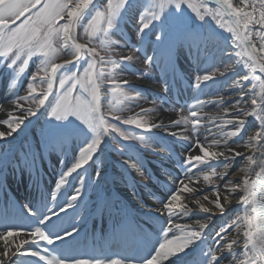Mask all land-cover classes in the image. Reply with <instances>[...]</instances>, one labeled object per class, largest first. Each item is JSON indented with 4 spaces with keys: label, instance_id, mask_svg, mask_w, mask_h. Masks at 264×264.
Returning <instances> with one entry per match:
<instances>
[{
    "label": "snow or ice",
    "instance_id": "6c2138e0",
    "mask_svg": "<svg viewBox=\"0 0 264 264\" xmlns=\"http://www.w3.org/2000/svg\"><path fill=\"white\" fill-rule=\"evenodd\" d=\"M126 24L139 36V47L130 45L131 37L125 39ZM114 35L120 40L113 41ZM113 43L137 51L147 43L153 55H145L146 63L160 67L165 76L176 75L177 52L186 49L203 73L193 81L200 93L224 78L238 96L230 105L224 96L217 101L226 114L231 109V118L214 115L205 122L200 115L205 102L199 99L189 115L167 124L147 119L152 109L122 118L118 113L130 110L125 101L138 100L142 91L119 80L117 69L149 74L135 71L131 55L105 59L100 50H109ZM62 54L71 58L57 62ZM30 62L34 72H27ZM0 74H7L12 96L8 102L18 113L0 119V142L11 145L23 137L16 168L29 173L41 194L31 207L24 206L28 225L14 223L19 216L11 201L0 207V264H264V0H0ZM25 74L28 82L21 95ZM163 85L165 93L172 86L167 79ZM41 115L46 119L40 136L29 139L31 118L39 122ZM180 125L184 131H170ZM123 141H137L155 161L137 158V145ZM241 143L251 154L237 150ZM70 145L74 155L66 164ZM54 153H59L56 164L62 167L54 190L45 192L42 162ZM110 153L135 160L121 163L122 168L135 169L142 177L147 173L151 184L141 186L154 211L133 220L123 204L102 197L94 211L117 219L126 252L89 255L80 248L87 219L80 216L82 197L87 188L105 182ZM237 157H243L245 165L238 169L243 175L233 182L225 177ZM89 168L93 173L86 183ZM70 177L79 187L61 203L58 196L68 190L65 186L71 187ZM216 179L224 183L214 184ZM201 180L212 186V199L202 188L190 186ZM132 187L135 192V183ZM234 200L240 206L235 211ZM233 212L215 230L213 218ZM201 214L191 224L176 222Z\"/></svg>",
    "mask_w": 264,
    "mask_h": 264
},
{
    "label": "bare ground",
    "instance_id": "6f19581e",
    "mask_svg": "<svg viewBox=\"0 0 264 264\" xmlns=\"http://www.w3.org/2000/svg\"><path fill=\"white\" fill-rule=\"evenodd\" d=\"M235 2V0H234ZM81 42V41H80ZM69 59V58H68ZM186 66L188 67V70H181L178 69V72H176V75L174 76L173 74V81H174V86L173 89L170 93H165L163 96L160 95V98H166V104L164 106H168V107H175V106H170V105H179V104H183V105H187L186 110L184 111L185 115L183 116H187L189 115V108H190V102L193 99H196L199 94H203L204 95V99L205 101H211V103H213L214 108L213 109H207L206 111L201 112L200 111V115L205 117V122H208V116H214V115H219L221 116L223 119H229L232 116V111L231 109L229 110V112L226 114L223 111V106L218 105L217 101L219 99V96H217V91L220 90L221 86L225 83L224 82V78H218L220 79L222 82L220 84H217L213 87L208 88L207 90H205L204 93H200L199 90L197 89H193V88H189L188 86V78H189V70L193 69L192 66L197 67V62L195 61L194 58L190 59V56L187 55L186 57ZM182 61V62H181ZM180 63L178 61V63L180 65H183L184 61L181 60ZM63 62V61H62ZM229 76H231V73H229ZM182 79L183 85L179 86L178 85V80ZM1 81V78H0ZM135 84H133V86H136L138 88L141 89L142 92H147L144 94H159L157 91L158 86L157 85H153L152 83L144 80V81H140V80H133ZM209 85L212 84V82H208ZM1 93V91H0ZM19 94L23 95L24 90H22ZM3 104L0 105V110L2 112H0V119H5L7 118L8 114L10 113V110H12V114H18L16 112H14V107L11 106L10 104H6L9 101L8 99H5V96L0 95ZM225 100L226 102L230 105L232 101H234L235 99L238 98V96L233 92V90L231 88L225 90ZM248 97L245 96V100H247ZM11 100V99H10ZM169 101V102H167ZM171 101H173V104L171 103ZM171 103V104H169ZM247 107V105H245ZM9 107V110H6L5 108ZM11 108V109H10ZM178 108V107H175ZM155 119L154 122H158V121H163L164 123H169L172 120L175 119H179L181 116L176 115V114H171L169 112H166L164 109L157 107L155 109ZM207 114V115H205ZM34 123L32 125L29 126V129L26 130L27 133L30 131H33L34 125L36 123L35 118H31ZM249 121L252 120L251 117L248 118ZM215 123L219 124L220 121L217 120L215 121ZM209 127H211V123L208 124ZM3 127V126H0ZM215 131V129H213ZM159 130L157 129H153V132H157ZM170 131H177V132H181L184 131V126L180 125L177 126L176 128L170 129ZM190 132V126L188 129V132H186L185 134H188ZM253 134H254V130H253ZM241 135L243 136L244 133H241ZM21 138H17L16 140L12 141L13 144V161H16V157L18 156V154H20L19 152L21 151L19 149V144L18 141L21 140ZM9 140H11L12 138L9 137ZM5 145H7L4 142H0V189L4 188V183L7 181H10L13 185V190L16 191L14 194L10 193V196L12 199L17 200L15 194H17L18 196V200L20 199V201L23 203V205H30V200L31 196L28 195V192L26 191H22L21 189H25L27 188L28 184H30L31 179L29 176V173L27 171H21L19 168H16V165L14 166V169H19L21 171V175L16 173L15 171H13V173H7V171H9L10 168H13L12 166L14 165V163H12V161H10V157L9 154L5 153L4 151V147ZM154 147V145H153ZM16 148V149H15ZM70 148H68V154H67V158H66V162L69 161L71 155H72V151L69 152ZM238 151L244 152L245 154H251V150L244 147L241 148H237ZM198 151V150H197ZM55 154V155H54ZM52 154L51 156H49L45 161L42 162L43 164V169L44 171H46V173H48V175L45 174V183H47L46 181H48L49 185L48 188L50 187L51 190H54L55 188V182L57 180V175L56 173L59 171L60 167L62 166H58L56 164V159L58 158L56 156V153ZM59 154V153H58ZM137 158H143L146 161H155V157H153L149 152H136L135 153ZM114 154L110 153L107 155L105 162L106 163H110V167L107 170V175L105 176V182L97 188H87L86 193L83 195L82 200L83 203L81 205V209H80V216L81 217H86V221L82 224L84 226V228H86L88 230V232L91 234V236L97 241V239L99 237H101L100 242L104 243V241H116L118 240V238H121L122 235L120 234L119 230H118V225H117V219L113 218V217H109V215L107 213L104 214H100L97 213L96 211H94V207L95 205H97L100 202V199L102 197H110L112 198L114 201L123 204L128 212L131 214V217L133 218V220L135 219H140L144 216L145 212L148 211H154V209L151 207V205L153 204V201L151 199H149L147 192L144 190V188L141 186L145 183L151 184V181L147 179V173H145V175L142 177L140 175L137 174V171L135 169H125L121 167V163L127 162V164H132L135 163V160H129L128 157L125 158L121 163H115L114 161ZM15 158V159H14ZM50 161V162H48ZM65 162V163H66ZM245 165V161L243 157H237L236 158V162L232 165V167L228 170L229 172V176L225 177V179H229L231 178L233 180V182H238L239 177L243 175V173L239 172L238 169L240 167H243ZM57 168V170H55ZM148 167L154 170V163H149ZM8 169V170H7ZM53 170H55L53 172ZM52 171V173H51ZM1 172H3L1 174ZM93 173V169L89 168L88 172L85 173L84 175V179L85 182L87 183L88 181V176L92 175ZM5 174V175H3ZM103 174V173H102ZM181 173L179 172V170H176V175H180ZM73 176H75V174H73ZM7 179V180H6ZM71 181V187L69 186H65V188H67V191H64V189H62V196H58V199L61 203H63L64 199H66L70 194L72 193V188L73 187H79V184L76 182L75 179L73 178H69ZM94 179H98V178H94ZM221 181V180H220ZM133 183H135V193L136 194H131V190H133ZM224 183V181H221L222 185ZM190 186H195L197 188H202L204 194L209 195V199L213 198V194L211 192V189H209L207 187V185H205L203 183V181L201 180V183L199 185H190ZM21 188V189H20ZM154 190V189H153ZM155 191V190H154ZM0 197L4 198V197H9L7 194H2V192H0ZM157 195H160V193H157ZM141 200H143L144 206L141 204ZM202 203L205 204V206L213 208L214 206L210 203H208V201H201ZM223 203V200L221 201ZM86 205V207H85ZM234 210L235 209H239V205H237L235 203V200L233 201V205L231 206ZM229 213H225V217L224 218H220L219 214H217V217L213 218V222L216 225V229L218 230L219 226L221 224H219L220 222H222L223 220H225L226 216ZM203 215L205 214H201V216H195V215H190L187 217H180L176 219L177 223H181V224H191L194 222L195 219H199L201 218ZM79 219V217H78ZM90 222V225L88 224ZM122 227V226H121ZM159 227V226H158ZM211 227V225H210ZM102 228V231L100 232V235L98 234L97 229ZM90 229V230H89ZM115 230V231H114ZM214 230V231H215ZM214 231H213V235L209 236L208 238V243L212 244L213 243V239H214ZM230 232H232L233 237H235V232H233L232 229H229ZM85 237H89L88 234L86 233ZM93 255H95V251L92 250L91 252ZM225 264H227V262H225Z\"/></svg>",
    "mask_w": 264,
    "mask_h": 264
},
{
    "label": "rangeland",
    "instance_id": "374dc122",
    "mask_svg": "<svg viewBox=\"0 0 264 264\" xmlns=\"http://www.w3.org/2000/svg\"><path fill=\"white\" fill-rule=\"evenodd\" d=\"M211 23H212L213 27H217L214 22H211ZM122 28L125 31V39H129L131 37V39L129 40L130 45H134L136 47H139V45L137 43L139 41V36H134L133 35L135 33V29L132 27V25L131 24L122 25ZM217 30L221 31V32L223 31V30L218 29V27H217ZM224 34L227 35V33H224ZM112 40L113 41H118V40H120V37L114 35V36H112ZM81 42H85V40L81 39ZM122 42L123 41H121V43ZM100 52H101V55L104 56L106 59H109V58L111 59V57L114 56V58H113L114 60H120L122 56L131 55L133 57V60L131 61V65L135 69V71L137 73H148L149 74L147 76H144V75H133L131 71L120 72V70L117 69V78L119 80L123 81V80L126 79V80L129 81V83L131 85L135 84L134 81H133L135 79L140 80V81L146 80V81L152 83L153 85H157L158 86L157 91H158L159 94H151V95H149V94H144V93H147V92H142V96L138 100L125 101L126 108L130 109V110H126V111H124L122 113H118L119 115H121L122 118H126L127 116H130V115H133V114H135L137 112H140L141 108H143V109H152L153 111L149 112L147 114L146 118L151 120L152 122H154V119H155V112L154 111H155V109L157 107L162 108L166 112H169L171 114H176L178 116L179 115L180 116L185 115L184 111L186 110V108H187L186 106L188 104L187 105H183V104L174 105L173 102H172L173 105H170V106L178 107V108H175V107H168V106L166 107V106H164L166 104V102L163 103V104L161 103L160 95L163 96L165 94L164 85H163V79H167L169 81L170 85H172L170 87L169 91H168V92H170L173 89V86H174L173 75L170 72V73L167 74V76H165V73L162 71V69L160 67H156L155 65H149V64L146 63L145 55H149V56L153 55V53L149 50L147 43L141 48L140 51L135 50V47H124V48H121V47H119V45L113 43L109 50L105 51V50L101 49ZM187 55H188V53H187L186 49L178 50L177 57H176V72H178V69L188 70V67L186 66L187 65L186 64ZM68 58L70 59L71 57L69 55L62 54L60 60H58L57 62H62L63 60L68 59ZM192 58L193 57H190V59H192ZM181 60L184 61L183 65L179 64ZM178 61H179V63H178ZM226 63H230V62L226 60ZM217 66H219V64H217ZM192 68L193 69L189 70V74L190 75H189V78H188V81H189L188 82V86H189V88L191 87L193 89H196L194 87V84H193L194 78H195V76L197 74H203V73L200 70V68H196L194 66H192ZM106 70L110 71L111 70V66L110 65L106 66ZM34 71H35V65L30 62V65H29V68H28L27 72H34ZM0 78H1V81H0V91H1V93H0V95L5 96L6 100L7 99L8 100L12 99V96L10 95L9 91L7 90V86H6L7 85V74H0ZM22 79H23V83L19 85V93L22 90L26 89L27 82H28L27 74H25V76ZM178 82L180 83L182 81L179 79ZM124 87H125V90L127 91L128 90V85H125ZM201 87H203V85ZM227 89H229V88H227L226 82H225L221 86L220 90L217 91V96H224L225 95V90H227ZM49 99H51V97ZM198 99L205 102L201 112L206 111L207 109L211 110V109L214 108L213 103H211L209 101H205L203 94L202 95L199 94V96L196 99H193L190 102L189 106H191L193 104H196ZM106 101H107V97H105L104 100H102V103H106ZM6 102H8V101H6ZM1 104H3V102H2V99H1V96H0V105ZM6 104H10V103L8 102ZM11 106H13V105H11ZM173 108L176 109V110L173 111L172 110ZM5 109L9 110V107H6ZM180 109H183V110L181 111ZM0 112H2V111L0 110ZM11 112H12V110H10V113ZM45 119H46L45 116H43V115L40 116V120H39V122L35 123L33 131H30V132L27 133V136H28L29 139H38L39 138V136H40V128H41V125L43 124V122L45 121ZM48 119H51V117H48ZM123 128L125 130L134 131L137 134H141V132H142V130L135 129V127L132 126V125H123ZM123 143L124 144H136L137 148L139 149V151H138L139 153L148 152L147 150H145L143 148V146L139 145V143L137 141H125ZM18 144H19L18 147L21 150V145L23 144V138H21V140L18 141ZM117 146H119V145H117ZM236 147L237 148L243 147V143H241L239 146H236ZM69 148H71L70 150L72 151L71 145L69 146ZM13 149H14L13 148V144H11V145L7 144L4 147L5 153L9 154L10 161L12 160V157H13ZM113 154H114L113 158L115 160L114 161L115 163H121L125 158H127L126 156H119V155H117L115 153H113ZM73 155H74V153L72 151V155H71L69 161L66 162V164L71 161V158H72ZM56 156L58 157L59 154L56 153ZM12 162H15V161L12 160ZM15 163H17V161ZM56 168H58V167H56ZM14 171L21 175V172H20L19 169H16ZM45 174L48 175V173H46V171H45ZM213 183L214 184H221V181L219 179H216V180H214ZM207 187L209 189H211L212 186L211 185H207ZM131 194L134 195L136 193L133 190H131ZM235 210H238V209H235ZM232 215H234V212L231 213V214L229 213L226 216L225 219H230ZM224 222H225V220H223L219 224H223Z\"/></svg>",
    "mask_w": 264,
    "mask_h": 264
},
{
    "label": "trees",
    "instance_id": "16d2710c",
    "mask_svg": "<svg viewBox=\"0 0 264 264\" xmlns=\"http://www.w3.org/2000/svg\"><path fill=\"white\" fill-rule=\"evenodd\" d=\"M114 58V56L113 57H111V59H113ZM106 59V58H105ZM110 59V58H109ZM106 83H107V81H106Z\"/></svg>",
    "mask_w": 264,
    "mask_h": 264
}]
</instances>
